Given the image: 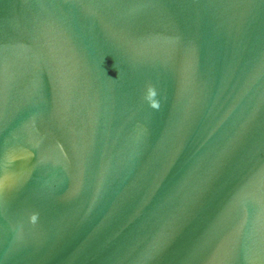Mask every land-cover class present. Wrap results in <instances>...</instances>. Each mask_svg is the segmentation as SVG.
Listing matches in <instances>:
<instances>
[{
    "label": "water",
    "instance_id": "1",
    "mask_svg": "<svg viewBox=\"0 0 264 264\" xmlns=\"http://www.w3.org/2000/svg\"><path fill=\"white\" fill-rule=\"evenodd\" d=\"M0 264H264V0H0Z\"/></svg>",
    "mask_w": 264,
    "mask_h": 264
},
{
    "label": "clouds",
    "instance_id": "2",
    "mask_svg": "<svg viewBox=\"0 0 264 264\" xmlns=\"http://www.w3.org/2000/svg\"><path fill=\"white\" fill-rule=\"evenodd\" d=\"M147 91L149 93V96L147 97V99L151 100L150 106L153 108H158L159 107L158 101L156 99H154V97L156 95V91H155L154 87L149 85L147 87Z\"/></svg>",
    "mask_w": 264,
    "mask_h": 264
}]
</instances>
